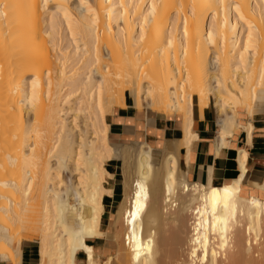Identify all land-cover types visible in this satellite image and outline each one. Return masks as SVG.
<instances>
[{"label":"bare ground","instance_id":"6f19581e","mask_svg":"<svg viewBox=\"0 0 264 264\" xmlns=\"http://www.w3.org/2000/svg\"><path fill=\"white\" fill-rule=\"evenodd\" d=\"M4 3L36 8L31 26L22 15L19 23L0 15V40L12 49L0 56V233H8L0 261L23 264L18 243L35 237L39 264H90L88 248L91 264H264V198L240 194L245 170L219 186L192 181L177 153L197 137L195 96L200 110L212 102L220 145L239 128V109L251 117L264 105V0H85L91 8L82 11L80 0H47V9L45 0ZM62 27L72 48L59 45ZM127 91L136 109L180 115L181 140L162 149L111 142L105 117L125 106ZM114 159L123 166L122 195L104 230L103 200L112 194L105 164ZM138 185L143 208L130 222ZM224 187L234 189L235 215L227 231L223 223L213 231L211 190L221 197L219 221ZM197 208L207 212L203 226ZM81 231L83 247L70 254V233ZM89 239L105 240L101 259Z\"/></svg>","mask_w":264,"mask_h":264},{"label":"crops","instance_id":"0c3cea01","mask_svg":"<svg viewBox=\"0 0 264 264\" xmlns=\"http://www.w3.org/2000/svg\"><path fill=\"white\" fill-rule=\"evenodd\" d=\"M196 101L197 99L194 100L192 108V131L197 137L191 142L189 150L184 146L178 148L179 168L186 172L192 181L207 182L209 180L211 184L219 186L241 175L239 157L242 155L241 150L247 151L248 158L244 162L246 170L241 178L240 194L245 197L264 198V192L257 186V184L264 183V111L261 110L262 107L255 108L251 117L245 109H239L237 111L239 128L226 137L225 144L220 145L217 113L212 102L210 101L208 106L200 110ZM142 110L134 108L131 102L128 103L125 95V106L115 107L112 113L106 115L105 120L107 116L109 117V123L107 120L106 122L109 124L111 133L119 139L132 138L130 142L119 144L145 143L150 147L162 149L169 142L181 140L183 123L180 115L155 110L148 111L146 108ZM249 123L252 125L251 133L246 129ZM105 168L111 173L106 185L111 186L112 194L106 195L103 200L104 214H109L117 203L116 198L121 193L123 171L119 160L115 159L108 161ZM34 242L29 237H24L19 241L18 246L21 250L23 264H39L37 247ZM92 246L95 250L100 246L99 241L93 239ZM0 264L9 263L0 261Z\"/></svg>","mask_w":264,"mask_h":264},{"label":"snow or ice","instance_id":"6c2138e0","mask_svg":"<svg viewBox=\"0 0 264 264\" xmlns=\"http://www.w3.org/2000/svg\"><path fill=\"white\" fill-rule=\"evenodd\" d=\"M80 5H81V8L78 9L80 11H82L83 7H89V9L91 8L90 5H86L85 4V0H80ZM47 7H48L47 0H45L44 8L47 9ZM59 7H62V6H58V10H59ZM155 7H156V5L152 6L153 11L155 10ZM164 7L167 8L168 5L165 4ZM35 8H36V6L32 5V4L4 3L3 5H0V15H2L4 19H9V13L11 12V13H13V17H12L13 20L16 21L17 23L20 22V16L22 15L23 17H25L26 22L28 23V25L31 26V24L33 22V19H34ZM237 11H239V9H237ZM66 18H67V16H66ZM240 19L243 20L244 17L241 15ZM184 23H185V36H187V20H185ZM245 23H247V21H245ZM248 28H249L248 37H249V42H250L251 38H252V32H251L252 25L248 24ZM9 35L12 36L11 24H10ZM208 38H209V40L212 39L211 33H209V37ZM13 39H15V37H13ZM171 43H172L171 40H169V46H171ZM250 48H251V44L250 43L246 44V46L244 48V52L245 53H249L251 55V53L249 52ZM11 52H12V49H10V46L8 44V41H7V38H5L4 40H0V56H10ZM217 59H219V58H217ZM243 59H244V54L242 53L241 54V60L243 61ZM237 71H239V69H237ZM49 75H51V73H49ZM261 80L264 81V74H262ZM33 84L35 86L36 81H33ZM261 93H262L261 98H262V100H264V86H262ZM203 95H204L203 92H201V97L202 98H203ZM241 95H243V93H241ZM261 110L264 111V105H262V109ZM129 123H131V121H129ZM186 128H187V123H186ZM189 135H190V133H189ZM241 151H242L243 157L245 159H247L248 158L247 151H243V150H241ZM240 166H241L242 169L246 170V165L244 164L243 161H241V165ZM28 187L30 189L31 185H29ZM138 187L140 188V191L137 192L136 209H135V211L129 213V215L131 216V221L130 222H134L136 220L138 213L143 208V205L140 203V197H141L142 194L145 193V189L141 185H138ZM261 191L264 192V187L261 188ZM27 194L28 193H25L24 195L26 196ZM233 195H234V189L233 188L224 187V189H223V198H222L223 219L218 221L217 220V215H218L217 207L221 203V197H220V194H219V190H217L215 188H213L211 190L212 223H211L210 226L213 229V231H215L218 223H223L224 230L227 231L228 218L230 216L234 217V215H235V203H234V200H233ZM205 200L206 201L208 200L207 196L205 197ZM253 204H256L257 207H261V205L257 204V202L255 200H253ZM60 211L61 212L63 211L62 206H61ZM196 211L198 213H200V209L199 208H197ZM206 214H207L206 211L204 213H200V220H198V222H197L200 226L204 225L205 221H204L203 218H204V216ZM86 231H87V233L89 235H95L96 234L95 221H93V226L91 228H88ZM199 232H200V227H197V229H196L197 239H196V241L194 243H200L201 242L200 237H199ZM82 236H83V231L76 232V233H70V237H69V252H70V254L75 249V247H77V246L83 247L82 240H81ZM0 238H3L5 240L8 239L7 229H5L2 233H0ZM203 244L205 246V253H206V248H207V244H208L207 237H205L203 239ZM140 247L141 246L139 244H137L136 248H135V252H136L137 257L139 256ZM87 251L90 254L89 255V261H90V264H91V261H92V257H91L92 249L88 248ZM195 255H196V250L194 248L193 249V256H195ZM213 255L215 256V252L213 253Z\"/></svg>","mask_w":264,"mask_h":264},{"label":"rangeland","instance_id":"374dc122","mask_svg":"<svg viewBox=\"0 0 264 264\" xmlns=\"http://www.w3.org/2000/svg\"><path fill=\"white\" fill-rule=\"evenodd\" d=\"M62 29V30H61ZM60 30H61V32H60V36H59V45L61 46V47H63L64 48V46L65 47H67V45L68 46H70L69 48H72V46H73V44H72V40H70V36H68L67 34L68 33H66V30H65V28L64 27H62ZM60 37H62V38H60ZM62 41V43H60ZM69 44H72V45H69ZM128 92V91H127ZM126 92V93H127ZM126 98H127V102L128 103H130L131 101H130V93L128 92L127 94H126ZM197 98H196V96L194 97V100H196ZM106 120H107V122L109 123V119H108V116H107V118H106ZM110 129V128H109ZM109 139H110V141L111 142H113V143H123V142H130L131 140H132V138H130V137H126V138H124V139H119V138H117L116 137V135H114L113 133H111L110 132V130H109ZM119 164H120V166H121V168H122V171H123V166H122V163H121V161H119ZM65 175V174H64ZM120 194H119V196L116 198V201H117V203H115V205L113 206V209H112V212L111 213H109V214H103L104 216H102V223H103V229L104 230H107V228H108V224H110V222H111V220L114 218V210H115V208H116V206H117V204L119 203V201H120V199H121V195H122V188L120 189ZM16 222V221H15ZM105 222V223H104ZM14 225V224H13ZM16 225V224H15ZM30 238H35V237H30ZM31 241H35L34 243H35V245L38 247V244H37V242H36V240H34V239H32ZM105 240L103 239V240H101V241H99V247H97V253L95 252V256H96V258L97 259H101L102 258V254H103V251H104V246H105ZM37 253H38V250H37ZM79 258H80V260L82 261L83 260V258H84V255L83 254H80L79 256H78ZM116 262V264H119L117 261H115ZM115 264V263H114Z\"/></svg>","mask_w":264,"mask_h":264},{"label":"trees","instance_id":"16d2710c","mask_svg":"<svg viewBox=\"0 0 264 264\" xmlns=\"http://www.w3.org/2000/svg\"><path fill=\"white\" fill-rule=\"evenodd\" d=\"M104 215H105V214H104ZM104 215H103V216H104ZM104 223H105V222H104ZM90 240H91V241H90ZM87 242L90 243L91 245H93V239H89V240H87ZM36 247H37V246H36ZM96 249H97V248H95V252L97 253V250H96ZM114 263L116 264L115 260H113V261L111 262V264H114Z\"/></svg>","mask_w":264,"mask_h":264}]
</instances>
